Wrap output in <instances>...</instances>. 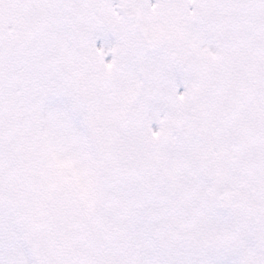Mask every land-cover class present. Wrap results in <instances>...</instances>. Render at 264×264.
I'll return each mask as SVG.
<instances>
[{"label":"snow or ice","instance_id":"snow-or-ice-1","mask_svg":"<svg viewBox=\"0 0 264 264\" xmlns=\"http://www.w3.org/2000/svg\"><path fill=\"white\" fill-rule=\"evenodd\" d=\"M0 264H264V0H0Z\"/></svg>","mask_w":264,"mask_h":264}]
</instances>
